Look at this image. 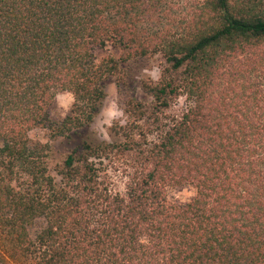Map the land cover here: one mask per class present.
Here are the masks:
<instances>
[{
	"label": "trees",
	"instance_id": "1",
	"mask_svg": "<svg viewBox=\"0 0 264 264\" xmlns=\"http://www.w3.org/2000/svg\"><path fill=\"white\" fill-rule=\"evenodd\" d=\"M0 264H264V0H0Z\"/></svg>",
	"mask_w": 264,
	"mask_h": 264
},
{
	"label": "rangeland",
	"instance_id": "2",
	"mask_svg": "<svg viewBox=\"0 0 264 264\" xmlns=\"http://www.w3.org/2000/svg\"><path fill=\"white\" fill-rule=\"evenodd\" d=\"M173 6V10L178 11L181 6L186 4L189 0H170ZM109 52L118 56V51L114 49H109ZM140 77L151 78L152 80H157L159 77V61L157 59L151 60L147 65H138L135 67L133 71V79L137 80ZM107 97L104 100L103 106L95 119V122L92 126V131L95 136L99 139L108 140L107 128L110 126L111 122L114 120L122 119L121 110L117 105V90L113 80H110L106 86ZM137 97H143L142 94L138 91ZM73 102V97L68 92H61L56 95L55 98V108L51 112V116L54 119H62L64 118L71 108ZM184 106V99H180L177 101L175 105V110H179ZM29 137L33 141L46 142L47 134L43 129H35L29 132ZM67 140H57L51 141L50 145L52 147L53 152V162L58 161L64 153H66L67 149L70 145L66 143ZM195 195L194 190L191 187H183L171 190L169 192V197L172 201L179 203H186L190 201Z\"/></svg>",
	"mask_w": 264,
	"mask_h": 264
}]
</instances>
